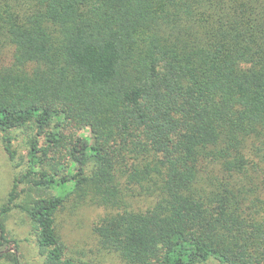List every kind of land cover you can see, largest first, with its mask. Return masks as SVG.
Wrapping results in <instances>:
<instances>
[{
  "label": "trees",
  "instance_id": "1",
  "mask_svg": "<svg viewBox=\"0 0 264 264\" xmlns=\"http://www.w3.org/2000/svg\"><path fill=\"white\" fill-rule=\"evenodd\" d=\"M25 129L0 264H23L13 211L43 264H87L56 230L86 201L104 210L100 249L124 264H264V0H0L11 161Z\"/></svg>",
  "mask_w": 264,
  "mask_h": 264
},
{
  "label": "rangeland",
  "instance_id": "2",
  "mask_svg": "<svg viewBox=\"0 0 264 264\" xmlns=\"http://www.w3.org/2000/svg\"><path fill=\"white\" fill-rule=\"evenodd\" d=\"M9 55L10 52L7 49L4 52L5 63ZM14 135L13 148L16 151V157L13 161L5 152L0 136V203L6 201L15 176L22 174L26 169L27 141L32 137L33 132L25 129L15 132ZM136 205L145 209L149 205V200L138 199ZM103 213L102 208L88 201L77 204L67 203L61 209L56 219V230L67 257L87 264H124L118 255L101 250L93 234L92 227ZM6 229L8 236L18 244V250H15V245H12L9 253L16 251L23 264L44 263V257L35 244L32 225L24 214L18 211L11 212L6 220ZM2 264H10V261L4 260ZM204 264L220 263L210 260Z\"/></svg>",
  "mask_w": 264,
  "mask_h": 264
}]
</instances>
